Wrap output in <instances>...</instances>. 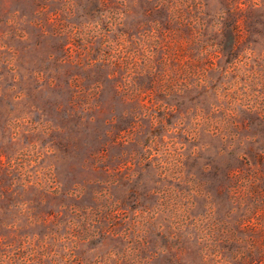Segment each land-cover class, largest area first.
Segmentation results:
<instances>
[{"label":"rangeland","instance_id":"374dc122","mask_svg":"<svg viewBox=\"0 0 264 264\" xmlns=\"http://www.w3.org/2000/svg\"><path fill=\"white\" fill-rule=\"evenodd\" d=\"M0 264H264V0H0Z\"/></svg>","mask_w":264,"mask_h":264}]
</instances>
